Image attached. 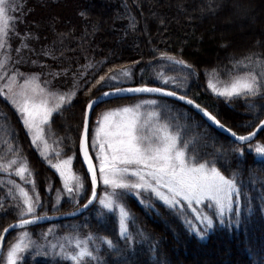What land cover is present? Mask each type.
Here are the masks:
<instances>
[{"label":"snow or ice","instance_id":"snow-or-ice-1","mask_svg":"<svg viewBox=\"0 0 264 264\" xmlns=\"http://www.w3.org/2000/svg\"><path fill=\"white\" fill-rule=\"evenodd\" d=\"M209 10H213L211 0ZM16 12H23V6L17 5L16 0H0V97L14 108L31 145L58 174L63 192L75 205L70 215L82 214L96 205L97 223L108 218L115 219L119 233L114 241L109 236L91 231L82 234L81 225H77L56 243L49 242L45 245L38 239H33V233L20 231L49 217L46 213L37 214L43 203L27 158L20 154L19 144H10L5 140L8 147L7 155L0 156V174H3L0 185L6 188V193L0 197V215H7L11 211L15 213L16 219L0 231V247L11 231H18V235L8 245L3 264H24L28 255L33 251L39 255L41 249H45V256L53 258L52 264H104L100 259L101 252H105V259L111 253L125 256V252L119 248V241L123 239L126 244H134L131 226L135 217L127 203L130 199L158 217L171 216L188 233H194L200 239H204L217 222L219 225H238L242 215H254L256 208L253 200L256 198L260 200V212L264 214V179L257 181L260 191L255 197H250L255 183L249 180L246 184L244 169L239 164L234 167L226 159L223 155L226 150L201 152L200 137L187 138L189 125L181 124L177 110L161 99H145L135 104L111 108L98 115L95 122L91 119L97 106L108 103L110 97L123 98L122 93L171 97L181 105L194 109L205 125L227 133L232 142L238 145L232 149L237 158L245 155L242 145L247 144L249 153L264 159V142L252 143L264 131V118H261L264 117V103H256L257 100H264V55L250 52L241 58H230V69L214 68L205 72L206 89L217 99H222L226 105L237 99L245 101L252 119L239 126L252 130L238 134L222 122L219 112L214 113L208 106L188 95V81L196 75L194 66L167 52L159 53L160 60L178 67L181 75L177 77L157 73L156 79L160 86H150L147 83L131 87L120 86L125 83L124 78L132 76L131 70L123 66L118 72L110 68L92 83L85 79L88 69L92 67L89 64L81 66L85 71L72 74L73 84L70 90H53L50 81L43 80L42 77L51 76L54 80L61 75V71L66 75L70 69L25 73L16 67L24 62V57L20 55L21 47L15 48V59L10 54L11 34L20 36L24 48L28 47L25 36L30 35L16 32ZM43 54L49 55L47 52ZM31 63L35 65L37 61L32 60ZM100 88L108 90L99 95L93 93V89L99 92ZM81 91L86 96L90 95L81 110L82 130L78 151L82 166H86L83 177L73 171L75 154L60 158L61 149L55 153L56 159L53 162L48 142V137L52 134L50 125L54 114H60L65 107L72 106ZM0 116L8 119L6 113H0ZM185 119L195 122L194 117L185 115ZM195 126L199 128L200 123L195 122ZM63 140V137L57 138L58 147ZM90 151L95 154L94 157L90 155ZM248 171L253 173L251 167ZM13 175L23 183H17L11 178ZM89 181L91 194L87 195L86 202L81 205L79 199L87 194ZM25 184L31 185L30 189ZM99 185L104 188L102 193H98ZM60 203L62 197L58 195L52 210L56 211ZM160 209L164 211L161 212ZM164 222L168 224L167 220ZM49 232H44L41 236L47 237ZM158 252L157 247V254ZM132 253L134 254V248ZM113 264L125 262L113 261Z\"/></svg>","mask_w":264,"mask_h":264},{"label":"trees","instance_id":"trees-1","mask_svg":"<svg viewBox=\"0 0 264 264\" xmlns=\"http://www.w3.org/2000/svg\"><path fill=\"white\" fill-rule=\"evenodd\" d=\"M16 3L23 6V12L14 14L17 17L14 24L16 32L28 33L34 38L30 42L25 36L28 47L23 48L20 55L24 57L23 63L37 61L32 65V71L20 69L22 63L16 65L21 72H53L68 68L70 71L66 77H69L70 87L67 90H70L73 84L72 74L85 71L81 66L92 65L85 76L92 83L110 68L118 72L123 66L131 70L132 82L122 85H158L157 73L177 77L181 75L178 67L160 60L159 53L167 52L194 66L196 75L188 81L190 86L187 88L190 97L208 106L214 113L219 112L222 122L238 134L252 130L239 126L252 119L245 101L237 99L226 105L222 99H217L206 89L205 72L214 68L230 69V58H241L250 52L264 55V35L258 31L260 28L264 30L263 23L255 29L244 31L242 35L237 34L234 27L229 25L234 13L243 8L255 7L254 0H211L213 10H209V0H16ZM249 15L251 19L256 18L255 12L251 11ZM10 44V54L14 58L15 48L23 47L20 36L11 34ZM45 52L49 55L45 56ZM63 75L65 74L61 71L60 76ZM42 79L50 81V87L53 86L51 76H44ZM106 90L108 89L100 88L97 92L93 89V93L99 95ZM89 98L90 95L86 96L81 91L72 106L65 107L60 114H54L50 125V137L55 141V150L62 149L61 156L75 154L73 166L82 176L85 171L79 159L77 145L82 128L81 110ZM131 99L133 98L112 99L97 106L92 113V121L101 110L117 107ZM256 103L262 104L264 100H257ZM179 105L184 110L182 124L189 125L187 138L200 137V150L203 153H213L215 149L226 150L223 153L226 159L234 167L239 164L244 169L246 184L249 180L255 183L254 191L249 194L250 197H255L260 191L257 181L264 179V171H261L264 169V159L249 153L247 145H242L245 155L237 158L232 151L237 144L205 125L197 113ZM0 113H6L8 117L5 120L0 116V156L7 155L8 145L5 140L10 144H19L20 154L27 158L43 203L37 214L73 211L75 205L71 200L62 201L57 205L56 211L52 210L54 203L51 197L59 187L57 174L31 145L14 108L3 97H0ZM185 115L194 117L200 127L197 128L193 120H186ZM254 126L255 124L252 125ZM60 137L64 140L58 147L56 141ZM263 140L264 131H261L254 142ZM249 167L253 169L254 175L249 173ZM2 177L3 174H0V178ZM11 178L17 183H23L17 177ZM89 191L90 182L88 192L79 199V204L86 202ZM5 193L6 188L0 185V197ZM127 203L135 217L131 226L133 238L139 237L141 241L130 246L121 239L119 248L125 252V256L111 253L105 259V252H101L100 259L104 264L120 260L125 264H264V214L260 212L258 198L253 200L256 208L254 215H242L238 225H219L217 222L204 239L188 233L171 216L158 217L142 209L134 199ZM86 212L74 219L81 220ZM15 219L16 215L11 211L7 215H0V231ZM69 220L57 223L63 224ZM165 220L168 221L167 225ZM46 225L48 224L30 227L28 230L35 234ZM83 231L106 235L114 241L119 233L115 219L108 218L97 223V219L92 216L86 221ZM16 232L7 235L4 247ZM52 261L26 258L24 264H52Z\"/></svg>","mask_w":264,"mask_h":264},{"label":"rangeland","instance_id":"rangeland-1","mask_svg":"<svg viewBox=\"0 0 264 264\" xmlns=\"http://www.w3.org/2000/svg\"><path fill=\"white\" fill-rule=\"evenodd\" d=\"M254 1L256 2V4H255L256 6L255 7L248 8V9L247 8H243V9H241L242 11H238V12L234 13L233 14V19L229 23V25L232 28L234 27V30H236V33L239 34V35H242L243 32L246 31V30L255 29L256 26L261 24V23L264 24V0H254ZM257 5H259V7ZM251 11L255 12V15H256L255 19H251L250 15H249L251 13ZM260 30H262V31H260ZM258 31L260 32V34L264 35V30L262 28L258 29ZM26 39H28V41L32 42V39H34V38L32 36L28 35V36H26ZM15 47H16V44H15L14 48ZM23 48L24 47H21V50ZM14 54H15L14 58H16L17 57L16 52ZM21 65L22 66H19L20 69L22 68L24 70L25 69H29L30 71H32V69L34 68L32 66L33 64L31 62H29L27 64L26 63H22ZM9 67H12V66L9 65ZM20 71H22V70H20ZM63 76H60L57 79H54V80L52 79L51 80L52 81V85H53L51 88L53 90H67L70 87V82L68 81L69 77H66V75H63ZM124 79H125V83H123V84H129V83L132 82L131 78H124ZM157 84L160 85L159 82H157ZM152 98L161 99L164 103H167L170 107H174L177 110V112L179 113L180 123L182 124V117L184 115V110L182 109V107H180L179 104H177L176 102H174V101H172L170 99H167V98L153 97V96H140V97L133 98V99L127 101V102L121 103L117 107L135 104V103H138V102H140L142 100L152 99ZM113 108H116V107H113ZM108 109H111V108H107V109L101 110L98 114L96 113L97 115L95 116V119H94L93 122H95V120L97 119L98 115H102V113L104 111L108 110ZM90 128H91V126H90ZM48 142H49V145H50V148H51L50 155L52 156L53 162H55V159H56L55 153L57 151L54 148L55 147L54 146V142L55 141L50 137V135L48 137ZM256 142L257 141L252 142V143L255 144ZM261 142H264V140L261 141ZM90 143H91V131L89 132V146H90ZM246 149H248V145L246 146ZM90 155H92L94 157L95 154L90 151ZM65 157L66 156H61L60 158H65ZM256 157L261 158L260 156H256ZM73 171L76 174H79V175L82 176V174H80L78 171H76L74 169V166H73ZM14 177H16V176H14ZM57 177H58V180H59V187L56 188L55 194L51 197V199L53 200V203H56V197L58 195L62 197V201L70 200L67 197V195L63 192L62 182H61L58 174H57ZM17 179H19V177H17ZM25 187L30 189L31 185H27ZM58 189L60 191H57ZM103 191H104L103 186L99 185L98 186V193H102ZM90 194H91V188H90V191H89V195ZM95 208H96V205L91 206L90 209H88V211L83 215L81 220L80 219H76V220L75 219H71L68 222H64L63 224H60V223H57V222L50 223V224L46 225L45 227L40 228L39 230H37L35 232V234H33L32 238L33 239H38L40 243L45 244V245L47 243H49V242L56 243L62 236H64L66 233H68L71 229H74L77 225H81L80 232L82 234H86V232L83 231V227L85 226L86 221L90 218V216H92V217L97 219V212L95 211ZM115 221H116L117 228H118V231H119L118 222H117V220H115ZM28 229L29 228L21 229L20 231H29ZM49 229H51L52 231L49 232ZM29 232L30 233H34V232H31V231H29ZM44 232H49V235L47 237H42L41 234L44 233ZM17 235H18V231L13 236H11V238L9 240V243L5 247H3L2 254H1V257H0V264H3V256H4V254L7 251L8 245L16 238ZM139 241H141L139 239V237H138V239H137V237H135L134 244L138 243ZM130 246H132V244H130ZM44 251H45V249H41V252H40L39 255H36L35 252L33 251V253L28 255L26 258H30V259H33V260H38V259H40V260H53V258L50 255L49 256H45L43 254Z\"/></svg>","mask_w":264,"mask_h":264},{"label":"water","instance_id":"water-1","mask_svg":"<svg viewBox=\"0 0 264 264\" xmlns=\"http://www.w3.org/2000/svg\"><path fill=\"white\" fill-rule=\"evenodd\" d=\"M138 85H139V84H138ZM131 86H135V85L122 86V87H131ZM150 86H157V85H150ZM121 96H122L123 98H127V97L144 96V95L122 93ZM147 96H148V95H147ZM168 98L174 100V99L171 98V97H168ZM112 99H113V98H111V97L108 98V100H112ZM117 99H119V98H117ZM174 101H175V100H174ZM186 107H188V106H186ZM188 108L195 112L194 109H192V108H190V107H188ZM195 113H196V112H195ZM263 118H264V117H263ZM211 128L214 129V130H216L218 133L223 134V135L229 137V138L232 140V138H231L230 136H228L227 133L223 132L221 129L216 128V127H211ZM81 130H82V128H81ZM80 132H81V131H80ZM256 137H257V136H256ZM256 137H255V138H256ZM78 146H79V139H78L77 150H78ZM78 155H79V151H78ZM79 159H80V162H81V164H82V158L79 157ZM83 169H84V171H85V173H86V166H83ZM89 182H90V181H89ZM89 208H90V207H89ZM87 210H88V209H87ZM72 212H73V211H72ZM72 212H69V213H58V214H47V216L49 217L48 219L40 220V221H38L35 225H30V226H28V227L37 226V225H42V224L51 223V222H57V221L66 220V219H71V218H75V217H78V216L81 215V214H77L76 216L70 215V213H72ZM14 222H15V221H13V222H11V223H14ZM28 227H27V228H28ZM11 232H12V231H11ZM7 235H8V234H7ZM3 245H4V243H3ZM2 250H3V246L0 247V257H1V254H2Z\"/></svg>","mask_w":264,"mask_h":264}]
</instances>
